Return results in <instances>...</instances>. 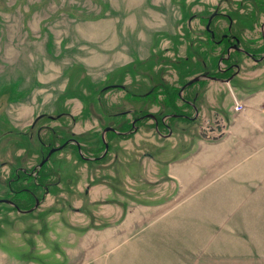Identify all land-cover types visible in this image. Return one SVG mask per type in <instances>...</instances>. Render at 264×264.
Returning a JSON list of instances; mask_svg holds the SVG:
<instances>
[{"label": "rangeland", "instance_id": "1", "mask_svg": "<svg viewBox=\"0 0 264 264\" xmlns=\"http://www.w3.org/2000/svg\"><path fill=\"white\" fill-rule=\"evenodd\" d=\"M214 10L215 40L228 31V13L240 46L259 55L264 0H0V197L14 168L29 170L68 138L81 146L70 142L42 165L52 185L40 189L35 211L0 203V264H104L131 231L140 239L178 224L200 194L244 190L231 171L257 129L232 110L233 96L264 107V58L231 50L232 79L201 78L179 91L224 53L204 30ZM159 82L166 91L135 97ZM180 93L195 97L194 121L170 117L157 131L145 117L129 135L102 134L128 129L134 114L185 107ZM215 114L231 133L204 138L198 130ZM103 138L108 150L97 161Z\"/></svg>", "mask_w": 264, "mask_h": 264}, {"label": "crops", "instance_id": "2", "mask_svg": "<svg viewBox=\"0 0 264 264\" xmlns=\"http://www.w3.org/2000/svg\"><path fill=\"white\" fill-rule=\"evenodd\" d=\"M249 106L250 99L240 115L257 132L249 129L245 163L236 162L231 171L244 190L200 194L178 224L154 227L140 239L131 238L140 230L131 231L104 264H264V107Z\"/></svg>", "mask_w": 264, "mask_h": 264}, {"label": "flooded vegetation", "instance_id": "3", "mask_svg": "<svg viewBox=\"0 0 264 264\" xmlns=\"http://www.w3.org/2000/svg\"><path fill=\"white\" fill-rule=\"evenodd\" d=\"M221 14H223L222 17L227 19V21H228V25H227L228 31L220 32L219 38L217 40H215V35L217 32L214 28H211L210 24H211L214 16L220 15L217 10H214L209 15V17L206 19V22L204 25V30L206 31V33H208V35L212 41H214L216 44H222V46H224V49H223L224 53L222 55L218 56L219 61L217 63V68L214 71H210L208 69H205L202 73L206 72L207 76L210 77V78L207 77L206 79L223 82L224 79H227V78H229V80L232 79L239 71V62L231 60L232 58L230 59L231 50L239 51V52L247 54L248 56H250L253 59H258V58L262 57V55L264 53V43H263V50L261 52H259L260 53L259 55H257V53L254 50L246 51V49H244L243 47L240 46L241 37L239 35L229 31L231 29V26L233 23V20H232V17L230 16V14H228V13H221ZM262 24L263 23H261V27H262ZM234 45H237L239 47V49H241V50L235 49ZM222 61H227V63H225V65L223 67H221L220 63H219ZM115 86H119L121 88L123 87V85H120V84H117ZM153 86H151L147 92L152 90ZM180 89H179V91H180ZM178 97L182 101V104H186V106L179 108V109H176L175 111H172L169 113L159 114L160 125H161V127H163V129L164 128L168 129V126H170L165 121L167 118L181 117L184 119H189L190 121H194L198 116L197 109L195 108L196 105H195V97L194 96H192L191 98H186V97H184V95L182 93H180V95ZM125 113H119V115H117V116H124ZM151 114L155 115V117H156V120H157L156 122L152 118L151 119L154 123H156L154 125V127L158 131V118L156 116L157 114L152 113V112H151ZM114 115H116V114H114ZM143 115H145V114H143ZM143 115L137 116L136 114H134V116H132L131 122L129 123L130 127L128 129L118 130L114 126H108V127H112L113 129L114 128L115 129L114 130L109 129L107 131L111 130V131H115L116 133H119L120 135H129L135 131L134 128H136V129L138 128L136 125V121L138 119L141 120L142 118H140V117H142ZM194 115H195V117H193ZM222 119H223L222 117H219L216 114L210 115L209 117L205 118L204 124L201 125L200 129L198 130L199 135H204L205 131H209L211 129L215 130V129L221 128ZM64 142H66V145L70 142H73L76 146V149L78 151H81L80 150L81 146H80L79 142L75 141L73 138H68ZM105 143H107V141L104 140V138H103V141H102L103 152H102V154L94 157V159H96L97 157H100V156H101L100 158H102L106 154V152L104 153ZM107 150H108V143H107ZM47 153H48V150L44 155L41 156L39 162L37 164L33 165L29 170L26 167L19 166V167L14 168L13 171H11L10 174H8V177H7L6 183H5L6 188L8 190V193L6 195H3L0 197V203H5V204L11 206L15 211L20 212V213L35 211L38 208V206L42 203V201L44 199V196H42L40 194V189H42V191H44V195L49 193V183L50 182L49 181L47 183L43 182L41 179V175H39L42 165L44 163H46L47 160L51 156L50 155L49 158L43 164L39 165L40 162L42 161V159L47 155ZM103 153H104V155H103ZM100 158H97L96 160L98 161ZM4 165H6V161H2L0 163V168ZM45 179L47 180V177H45ZM50 185H52V183H50ZM26 205H29V206H27L25 208L24 206H26Z\"/></svg>", "mask_w": 264, "mask_h": 264}, {"label": "water", "instance_id": "4", "mask_svg": "<svg viewBox=\"0 0 264 264\" xmlns=\"http://www.w3.org/2000/svg\"><path fill=\"white\" fill-rule=\"evenodd\" d=\"M213 14H214V13H213ZM263 26H264V22H263L261 28H263ZM261 31H262V36H263V39H264V31H263V29H262ZM234 48H235V49H238V50H241V49H239V47H238L237 45H234ZM246 53H247V52H246ZM263 57H264V53H263L262 57H260V58H258V59H254V60H255V61H258V60L263 59ZM207 77H208V76H207V73H206V72L201 73V74H199V75H196L195 77L191 78V79L188 80L186 83H184V85H182V87H181V89H180V92L186 87V85L191 84V83H193V82H195V81H197V80H199V79H201V78H207ZM208 78H210V77H208ZM214 78H215V77H214ZM223 81H229V78L224 79ZM145 117L152 118L155 122L157 121L155 115H153V114H151V113H147V114L143 115V116L140 117V118H145ZM109 129H113V128H112V127H106V128L103 130L102 134H104V133H105L107 130H109ZM219 129H220V128H218L217 130H219ZM113 130H114V129H113ZM134 130H136V128H134ZM211 130H213V129H211ZM203 136L206 137V138L217 139V138H219L221 135H219V136H214V137H210V136L204 134ZM65 145H66V142H64V143H62V144H60V145H58V146H55V147L50 148L49 151H48V153H47V155L42 159V161L40 162L39 165L43 164V163L49 158V156H50L53 152L62 149ZM106 150H107V143H105V150H104V153L106 152ZM104 153H103V155H104ZM103 155H102V156H103ZM100 157H101V156H100ZM100 157H97V158H100Z\"/></svg>", "mask_w": 264, "mask_h": 264}, {"label": "built area", "instance_id": "5", "mask_svg": "<svg viewBox=\"0 0 264 264\" xmlns=\"http://www.w3.org/2000/svg\"><path fill=\"white\" fill-rule=\"evenodd\" d=\"M232 110L238 114L242 113L245 110V103L238 99L237 97L233 96V105ZM229 132V128L224 119H222V125L219 131H214L213 134H225Z\"/></svg>", "mask_w": 264, "mask_h": 264}, {"label": "trees", "instance_id": "6", "mask_svg": "<svg viewBox=\"0 0 264 264\" xmlns=\"http://www.w3.org/2000/svg\"><path fill=\"white\" fill-rule=\"evenodd\" d=\"M246 49V51H250V49H248V48H245ZM263 49H261V51H262ZM260 51V52H261ZM258 53H259V51H258ZM260 54V53H259ZM156 86H160V87H163V90L164 91H166L165 89V85L163 84V83H161V82H159V83H157V85H155V86H153V89L152 90H150L149 92H147V93H144V94H142V95H135V97H141V98H147L148 96H150L151 94H152V92L154 91V89L156 88ZM162 90V89H161ZM167 94H169V93H165V96H168L169 98H170V95H167ZM143 114H145V113H140V114H136L137 116H141V115H143ZM155 114H157V113H155ZM117 115H119V114H116V115H114V116H117ZM157 116V118H158V130L160 129V127H161V125H160V119H159V115L157 114L156 115ZM140 120L138 119L137 121H136V123L137 122H139ZM153 124L155 125L156 123H154L153 122ZM162 128V127H161ZM67 140V139H66ZM65 141V140H64ZM63 141V142H64Z\"/></svg>", "mask_w": 264, "mask_h": 264}]
</instances>
